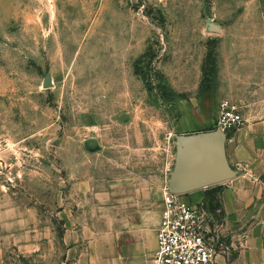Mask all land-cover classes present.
I'll return each instance as SVG.
<instances>
[{
  "label": "rangeland",
  "instance_id": "1",
  "mask_svg": "<svg viewBox=\"0 0 264 264\" xmlns=\"http://www.w3.org/2000/svg\"><path fill=\"white\" fill-rule=\"evenodd\" d=\"M219 1L0 0V264H69V228L95 229L93 215L135 203L157 207L177 136L202 131L182 125L186 108L192 116L200 106L194 117L206 113L216 126L223 97L201 93L211 41L217 79L238 77L249 89L242 111L264 103V45H253L254 60L238 41L264 43V0L247 30L233 28L245 5L229 12ZM37 226L43 244L26 253L18 242ZM224 240L229 264L226 231Z\"/></svg>",
  "mask_w": 264,
  "mask_h": 264
},
{
  "label": "crops",
  "instance_id": "2",
  "mask_svg": "<svg viewBox=\"0 0 264 264\" xmlns=\"http://www.w3.org/2000/svg\"><path fill=\"white\" fill-rule=\"evenodd\" d=\"M235 1L237 0L219 2L224 8L229 9V12H233ZM238 1H241L238 2L239 4L245 5L244 21L234 22L233 28L251 29L252 21L251 19L248 21L247 17L251 16L256 7L258 8L261 0ZM249 23L251 26H248ZM208 26L222 28L215 23H210ZM238 41L244 42V47H249L245 50L252 58L253 45H264L261 39L258 41L252 36ZM188 53L191 52L187 51ZM253 59L259 60V58ZM243 82L238 77H231L229 83L223 85L219 76L215 96L230 98L236 102L240 99L245 102L242 96H248L249 89ZM248 101L250 100L247 99ZM201 111L200 106L194 107L191 109L193 114L191 116L186 108L184 118L186 122L182 125H191L201 130L208 129L214 120L212 117H207L206 113H202L203 118L199 119L201 117L197 114ZM194 112L197 113L195 117ZM243 115L244 125L230 134L226 144L229 162L239 173L232 179L220 183L223 185L220 199L223 207L224 231L230 234L232 246L235 248V255L230 259L229 264H264V103H248ZM186 197L194 201L204 199L203 194L198 196L193 191L186 193ZM135 204L133 210L122 207L121 213L93 215L91 221L94 222L95 229L73 233L69 228L61 241L62 246H67L65 252L69 264L72 262L74 264H156L155 251L162 222L163 195L156 208L150 209L144 203ZM35 230L32 233L34 235L22 237L18 242L21 250L26 253H32L43 244V239L40 240L41 235L43 236L42 231L38 226ZM55 239L57 236L53 232L51 241L56 249L55 254H58L61 248L59 243L56 244ZM78 253H81L79 259L76 258ZM219 264H228L226 255L219 257Z\"/></svg>",
  "mask_w": 264,
  "mask_h": 264
},
{
  "label": "built area",
  "instance_id": "3",
  "mask_svg": "<svg viewBox=\"0 0 264 264\" xmlns=\"http://www.w3.org/2000/svg\"><path fill=\"white\" fill-rule=\"evenodd\" d=\"M242 105L230 98L220 101L216 126L230 135L242 127ZM162 222L158 231L156 264H219L226 254L222 210L212 211L204 199L194 201L186 193L167 187L163 194Z\"/></svg>",
  "mask_w": 264,
  "mask_h": 264
},
{
  "label": "water",
  "instance_id": "4",
  "mask_svg": "<svg viewBox=\"0 0 264 264\" xmlns=\"http://www.w3.org/2000/svg\"><path fill=\"white\" fill-rule=\"evenodd\" d=\"M46 86H51L50 75L47 76ZM228 138V134L219 127L178 135L176 163L168 179L169 190L189 193L235 177L239 171L229 162L226 150ZM87 148L97 151L100 146L95 141H89Z\"/></svg>",
  "mask_w": 264,
  "mask_h": 264
},
{
  "label": "trees",
  "instance_id": "5",
  "mask_svg": "<svg viewBox=\"0 0 264 264\" xmlns=\"http://www.w3.org/2000/svg\"><path fill=\"white\" fill-rule=\"evenodd\" d=\"M216 43H217L216 40H213L208 44V51L204 59V67H203L204 76H203V81H202V91H201L202 94H208V93L213 94L216 90V86L218 82L217 72L219 68ZM147 55H148V52H146L142 56V58H140L137 61V63ZM136 72L138 73V71ZM144 79L145 80L147 79L146 76H144ZM215 128H217V126H211L207 130H212ZM228 137H230V135H228ZM222 189H223V185L219 183V184L207 187V189L205 190L204 203L212 211L221 209L223 212V207H222L221 199H220V193Z\"/></svg>",
  "mask_w": 264,
  "mask_h": 264
}]
</instances>
